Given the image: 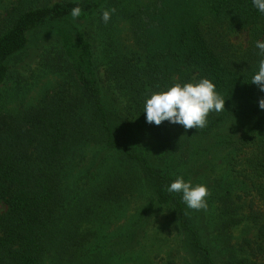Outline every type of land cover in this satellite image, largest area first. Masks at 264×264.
<instances>
[{"label":"trees","instance_id":"16d2710c","mask_svg":"<svg viewBox=\"0 0 264 264\" xmlns=\"http://www.w3.org/2000/svg\"><path fill=\"white\" fill-rule=\"evenodd\" d=\"M174 1L179 5L17 0L5 12L0 87L32 61L61 82L15 112L4 111L0 95V264H45L51 254L74 253L84 239L80 225L91 216L85 200L122 202L133 189L147 195L152 211L172 210L190 264H264V92L251 83L264 59L255 46L264 41V13L252 0ZM191 2L193 17L185 8ZM76 6L82 12L73 18ZM112 8L104 23L102 12ZM119 25L126 45L115 38ZM202 78L225 99V110L210 113L206 127L175 132L168 121L147 123L143 110L151 93ZM235 121L242 128L233 131L237 137L227 134ZM86 145L96 148L79 177L87 179L71 192L67 168ZM224 152L235 184L214 175L215 155ZM111 154L118 164L97 184L92 177ZM190 162L193 172L202 168L197 182L209 187L206 210L191 211L182 193L166 190ZM211 206L218 225L208 241L203 222ZM243 222L257 228L256 236L242 240L246 254L238 256L230 232Z\"/></svg>","mask_w":264,"mask_h":264},{"label":"rangeland","instance_id":"374dc122","mask_svg":"<svg viewBox=\"0 0 264 264\" xmlns=\"http://www.w3.org/2000/svg\"><path fill=\"white\" fill-rule=\"evenodd\" d=\"M131 1L146 4L150 0ZM16 3L17 0H0V22H2L5 12ZM173 5L178 6L179 4L173 0ZM194 5L195 2H191V5H185L192 17L195 13ZM115 38L122 45H126L123 40L128 39V37L122 25L118 26ZM235 42L237 41L235 40ZM29 64L28 68L19 73L20 77L11 78L0 87V95L5 102L4 111L15 112L19 108L36 105L48 90L53 89L61 82L59 76L48 73L33 61ZM123 107L124 103L121 100L119 108ZM235 122L231 124L233 128H228L227 134L232 133L233 136L237 137L233 131L237 129L240 132L242 128L241 122ZM242 125L244 128L248 127L244 123ZM172 126L175 132L183 127L178 124ZM95 149L91 145L83 146V148L76 151L72 158L71 164L67 168L68 176L65 178V184L68 189H71V192H75L76 185L81 179H87L79 177L80 174L87 171ZM151 153L154 156L157 153L161 154L159 150ZM104 154L105 152H101L98 155V164L102 161ZM215 156H218L214 161L216 166L212 167L215 177L220 180L223 179L226 183L232 182L235 184V182H238V180L229 176L230 172L226 168V153H217ZM210 158L212 159V154L206 159L210 160ZM117 164L116 155H107L104 162L94 173L93 181L98 184L101 180L107 178ZM174 165L172 163L170 167ZM236 170L242 171L240 165L237 166ZM179 172L180 174L177 177H183L185 182L190 181L195 186L199 184L197 174H202V168L195 169L193 172V162H190L188 165L181 167ZM193 173L196 174L193 175ZM239 180L241 179L239 178ZM207 181L208 184L211 182L209 178ZM209 186H211V183ZM207 188L209 189L208 186ZM74 194L72 193L70 198ZM84 203L85 207L91 208V216L80 225V233L84 238L81 246L74 253L71 252L70 255L64 257L51 254L46 258L45 264H190L192 258L183 247L182 236L177 229L174 213L169 208H164L160 212L152 211L147 195L140 189H133L132 193L128 194L122 202L93 203L91 198H87ZM215 209V206H211L204 212L203 225L208 241L212 238L215 239L216 236L215 230L218 225V218ZM4 211L5 207L0 205V213ZM148 212L149 214L146 216ZM244 212H242L243 216L245 215ZM262 222L264 223V220ZM256 229L254 225L243 222L230 232L231 246L238 256L246 254L245 249V253L240 249L243 239L248 238L251 242L255 241ZM125 236L129 237L124 239Z\"/></svg>","mask_w":264,"mask_h":264},{"label":"clouds","instance_id":"9594fccd","mask_svg":"<svg viewBox=\"0 0 264 264\" xmlns=\"http://www.w3.org/2000/svg\"><path fill=\"white\" fill-rule=\"evenodd\" d=\"M259 12L264 13V0H252ZM116 9H106L102 12V20L107 23ZM82 9L76 6L71 11L73 18L81 15ZM256 48L259 55L264 56V41H257ZM252 84L264 92V59L259 60V70L252 77ZM260 109H264V98L259 100ZM225 110V99L216 91V85L208 78L198 82H189L181 85L175 83L167 90L151 93L144 104L143 112L149 124L161 125L168 121L183 126L187 131L192 128L203 129L208 122L210 113H219ZM169 193H182V201L188 209L194 211L206 210L209 189L203 184L195 186L185 182L183 177L176 178L166 189ZM187 215V213H184Z\"/></svg>","mask_w":264,"mask_h":264}]
</instances>
